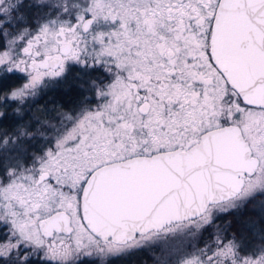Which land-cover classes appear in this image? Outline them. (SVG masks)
Here are the masks:
<instances>
[{
  "label": "snow or ice",
  "instance_id": "1",
  "mask_svg": "<svg viewBox=\"0 0 264 264\" xmlns=\"http://www.w3.org/2000/svg\"><path fill=\"white\" fill-rule=\"evenodd\" d=\"M144 250L264 264V0H0V264Z\"/></svg>",
  "mask_w": 264,
  "mask_h": 264
},
{
  "label": "trees",
  "instance_id": "2",
  "mask_svg": "<svg viewBox=\"0 0 264 264\" xmlns=\"http://www.w3.org/2000/svg\"><path fill=\"white\" fill-rule=\"evenodd\" d=\"M74 94L69 92L65 84H59L52 88L41 91L37 97L30 102V110L28 116H39L40 119H49L53 123L56 122V113L54 105L59 103L65 107L71 106V101ZM27 118V117H26ZM35 124V121H33ZM11 122H5L4 127H10ZM39 126V125H37ZM257 212L251 207L244 209L242 212L233 214L226 219L233 218H256ZM154 260L153 253L149 250H144L136 253L126 259H117L113 264H150Z\"/></svg>",
  "mask_w": 264,
  "mask_h": 264
},
{
  "label": "rangeland",
  "instance_id": "3",
  "mask_svg": "<svg viewBox=\"0 0 264 264\" xmlns=\"http://www.w3.org/2000/svg\"><path fill=\"white\" fill-rule=\"evenodd\" d=\"M59 85V84H58ZM56 86V85H55ZM50 88H52V87H50ZM47 89H49V88H47ZM44 90H46V89H44ZM27 119V118H26ZM37 127H39V126H37ZM150 264H154V260L150 263Z\"/></svg>",
  "mask_w": 264,
  "mask_h": 264
}]
</instances>
